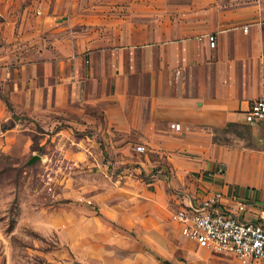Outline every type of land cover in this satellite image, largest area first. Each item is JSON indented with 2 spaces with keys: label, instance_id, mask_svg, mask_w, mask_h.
<instances>
[{
  "label": "crops",
  "instance_id": "1",
  "mask_svg": "<svg viewBox=\"0 0 264 264\" xmlns=\"http://www.w3.org/2000/svg\"><path fill=\"white\" fill-rule=\"evenodd\" d=\"M0 38L15 109L96 128L120 167L115 183L89 188L103 218L79 205L81 236L117 248L95 264H209L214 249L171 212L217 189L247 201L245 219L264 207V121L246 119L264 96V0H16Z\"/></svg>",
  "mask_w": 264,
  "mask_h": 264
},
{
  "label": "rangeland",
  "instance_id": "2",
  "mask_svg": "<svg viewBox=\"0 0 264 264\" xmlns=\"http://www.w3.org/2000/svg\"><path fill=\"white\" fill-rule=\"evenodd\" d=\"M13 9L16 0H0V26ZM4 41L0 38V53L11 67L15 61ZM5 97L8 88L0 82V121L8 125L0 130V264H95L100 251L116 253L110 238L79 231L80 202L87 215L105 216L103 204L88 197L90 186L115 183L120 169L106 153L104 136L94 127L71 128L64 120L36 118L12 105L14 116ZM83 132L92 142L82 139ZM115 224L107 221L108 227ZM82 226L95 228L96 222L87 219ZM207 258L209 264H241L225 251L209 250Z\"/></svg>",
  "mask_w": 264,
  "mask_h": 264
},
{
  "label": "built area",
  "instance_id": "3",
  "mask_svg": "<svg viewBox=\"0 0 264 264\" xmlns=\"http://www.w3.org/2000/svg\"><path fill=\"white\" fill-rule=\"evenodd\" d=\"M209 39L215 45V35L210 33ZM246 119L252 123L264 121L263 95L251 100ZM171 125L179 128L180 122L173 121ZM134 147L140 151L146 149L144 143ZM223 197L222 190H212L192 209L177 208L171 217L180 222L184 235L198 243L216 251L231 252L243 264L251 261L264 264V207L255 219H245L240 213L247 209V201L239 197L225 201Z\"/></svg>",
  "mask_w": 264,
  "mask_h": 264
},
{
  "label": "trees",
  "instance_id": "4",
  "mask_svg": "<svg viewBox=\"0 0 264 264\" xmlns=\"http://www.w3.org/2000/svg\"><path fill=\"white\" fill-rule=\"evenodd\" d=\"M5 100H6L7 104H8V106H9V108L12 110L13 115L16 116V112L14 111V108H13L12 103H11V101L9 100V98H8V97H5ZM6 127H8L7 123L4 122V121H0V130H1V129H4V128H6ZM166 261H167V262H170V261H168L167 259H166Z\"/></svg>",
  "mask_w": 264,
  "mask_h": 264
},
{
  "label": "water",
  "instance_id": "5",
  "mask_svg": "<svg viewBox=\"0 0 264 264\" xmlns=\"http://www.w3.org/2000/svg\"><path fill=\"white\" fill-rule=\"evenodd\" d=\"M35 157H33L32 159H34Z\"/></svg>",
  "mask_w": 264,
  "mask_h": 264
}]
</instances>
